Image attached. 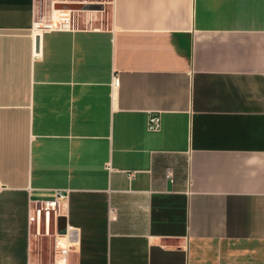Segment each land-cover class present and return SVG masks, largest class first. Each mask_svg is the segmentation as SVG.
<instances>
[{"label": "crops", "instance_id": "0c3cea01", "mask_svg": "<svg viewBox=\"0 0 264 264\" xmlns=\"http://www.w3.org/2000/svg\"><path fill=\"white\" fill-rule=\"evenodd\" d=\"M41 12L0 0V264L37 263L29 204L57 190L68 264H264V0L32 35Z\"/></svg>", "mask_w": 264, "mask_h": 264}, {"label": "built area", "instance_id": "2783aa9c", "mask_svg": "<svg viewBox=\"0 0 264 264\" xmlns=\"http://www.w3.org/2000/svg\"><path fill=\"white\" fill-rule=\"evenodd\" d=\"M91 0H58L52 2V6L48 11H42L34 16L30 28V33L41 34L47 30H73L80 26H93L91 20L85 25H81L74 12L76 10L86 9H70L56 8V3H81L90 6V4L103 2H90ZM112 0L109 1L111 4ZM52 9H56V16L53 17ZM91 15V14H89ZM101 27V26H93ZM118 82L113 77V83ZM148 128L157 130L160 127L159 116L152 113L148 119ZM167 177L171 180V174L167 170ZM172 181V180H171ZM67 193L63 190H57L50 198H42L32 200L28 209V232L31 239L32 250L37 258L35 264H68L69 254L75 244L76 228L69 225L66 221L65 204Z\"/></svg>", "mask_w": 264, "mask_h": 264}, {"label": "rangeland", "instance_id": "374dc122", "mask_svg": "<svg viewBox=\"0 0 264 264\" xmlns=\"http://www.w3.org/2000/svg\"><path fill=\"white\" fill-rule=\"evenodd\" d=\"M53 1L56 2L58 0H42V11L50 10ZM97 1L103 2V5L94 3V4H90V6L86 9L87 11L76 10L74 12L75 16L78 18V21L81 25H85L87 22H90V20L93 26H105L108 23L110 18V3H109L110 0H91L90 2H97Z\"/></svg>", "mask_w": 264, "mask_h": 264}, {"label": "water", "instance_id": "95a60500", "mask_svg": "<svg viewBox=\"0 0 264 264\" xmlns=\"http://www.w3.org/2000/svg\"><path fill=\"white\" fill-rule=\"evenodd\" d=\"M54 7H56V8H70V9H87L89 6L86 4H81V3H56V4H54ZM38 40H39V37L36 36V38H35L36 50L38 49Z\"/></svg>", "mask_w": 264, "mask_h": 264}, {"label": "bare ground", "instance_id": "6f19581e", "mask_svg": "<svg viewBox=\"0 0 264 264\" xmlns=\"http://www.w3.org/2000/svg\"><path fill=\"white\" fill-rule=\"evenodd\" d=\"M56 13H57V10L56 9H52V14H53V17L56 16Z\"/></svg>", "mask_w": 264, "mask_h": 264}]
</instances>
